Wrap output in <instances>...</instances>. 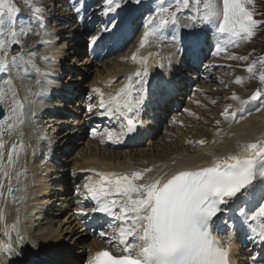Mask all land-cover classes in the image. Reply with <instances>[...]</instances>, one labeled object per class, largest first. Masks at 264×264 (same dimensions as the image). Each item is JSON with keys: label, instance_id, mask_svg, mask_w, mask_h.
Here are the masks:
<instances>
[{"label": "snow or ice", "instance_id": "obj_1", "mask_svg": "<svg viewBox=\"0 0 264 264\" xmlns=\"http://www.w3.org/2000/svg\"><path fill=\"white\" fill-rule=\"evenodd\" d=\"M135 2L139 3V0ZM24 3L30 6V18L19 16L20 9L13 0H0V176L8 180L5 196L3 179H0V197L10 198L17 205L24 200L23 196L16 195L24 191L19 186L22 170L16 171L24 145L18 139L9 147L4 134L11 136L18 133L24 122L26 104L34 103L33 98L46 89L37 80L36 89L26 86V94L21 99L14 80H23L29 73L40 75L42 69L36 61L38 58L48 59L24 45V39L32 32L33 25L41 29L36 33L41 37V46L48 43L45 39L47 25L42 19L46 10L37 6L40 0H24ZM253 5L254 0H170L167 6L156 7L145 19L143 35L136 52L131 55V61L137 67L124 77L114 93L106 95L100 88L91 90L98 98V107L102 110L100 114L120 122L119 131L104 129L101 142H105V138L107 142H119L137 131L141 111L153 94L149 82L151 69H166L174 58L173 52L161 51L140 56L142 49L155 45L157 49L170 47L174 52H180L183 45L184 51L195 56L200 47L195 27L202 24L211 25L217 34L215 54L226 52L229 47H238L242 42L250 41L257 30L264 27V19L256 18ZM122 7H126L125 0H103L101 14L107 16ZM181 12L188 13L187 22L182 27L190 31L169 33L170 28L180 24L178 14ZM121 23L113 21L111 28L104 25L90 37V44L96 45L105 33L109 39L118 38L122 33ZM226 58L248 59L231 54ZM257 63L264 68V57L247 65L249 78H255L251 74ZM259 81L260 87L247 99L232 94L231 99L238 100L239 104L235 109L228 105L221 116L228 119L231 115L234 120L237 111H243L248 102L264 98V74L259 76ZM113 82L108 81L109 84ZM241 82V77L235 79V83ZM155 87L165 92L169 81L161 79ZM92 107L89 104L88 110L91 111ZM216 124L219 125L220 121L217 120ZM97 134V130L93 129L92 135L95 137ZM197 143L205 145L206 141ZM238 147L251 155L241 158L231 154L225 157L209 154L212 155L209 166L181 170L167 179L161 174L145 178V174L153 171L151 167L127 173L91 170L98 178L88 177L84 183L85 199L94 202L93 212L111 218L107 228L112 239L123 247L122 254L116 257L106 250L97 251L88 264H231L230 247L235 236L229 221L233 226L243 227L250 241L264 247V135ZM19 215L18 208L17 220L5 225V209L0 207V225H3L0 227V255L10 258L13 254H20L15 247L24 243ZM77 215L86 214L80 211ZM13 232L16 233L14 240ZM213 232L223 234L225 240H218ZM99 236L105 237L106 232L101 231ZM251 260L252 264H258L257 257L253 256Z\"/></svg>", "mask_w": 264, "mask_h": 264}, {"label": "bare ground", "instance_id": "obj_2", "mask_svg": "<svg viewBox=\"0 0 264 264\" xmlns=\"http://www.w3.org/2000/svg\"><path fill=\"white\" fill-rule=\"evenodd\" d=\"M51 11L55 10L50 9L49 12ZM53 14L52 18L56 20V18L59 17L57 22L61 21L62 13L60 10L55 11ZM55 20H53L52 23H55ZM64 27L65 26H55V28L51 30V36L47 35L45 37L48 43L44 45L49 47L51 55H47V51L44 52V55H47L48 59L46 62L49 65L54 61H61L64 65H71L72 68L69 70L62 69V64H59L61 68L57 70L48 67L44 72L47 73V75L43 74V80L40 81L46 90L43 91L41 95L33 98L35 101L34 103L26 104L24 122L19 128L18 133L11 136L4 134V139L8 142L9 147L13 141H17L18 139L22 141L24 145V152L16 165V171L22 170L19 186L22 187L24 191L17 193V195L24 197L22 204H19L20 208L23 209L27 207V212L21 215V219L25 221L27 238L23 245L15 246L20 254H13L10 258L6 255H0V264H9L10 259L11 264H55V262L58 261L61 264H77L88 256L87 249L91 251L109 242L118 244L117 241L112 239V235L106 240L97 235L92 244L86 243L88 237H94L89 229H87L91 227L89 221L93 219L100 222L98 227L101 226V228L109 234L110 230L107 228V221L111 218H99V213L93 212L92 210L95 204L90 199H87L88 202H80L77 198H72L70 196V185H74L77 182V176L80 170H89L82 174L83 185L88 177H92L93 179L98 178L95 177L94 172L91 170H101L105 173H125L123 169L131 172L145 167H151L153 171L145 174V178L161 174L167 179L181 170H193L209 166V154L214 149L213 145L206 146L203 149H177V142L165 144L163 142L164 137H158L156 139L157 134L153 136L156 140H152V144L149 146V150L152 152L147 151L145 147L141 146V137L135 141L127 137L126 141H123L125 140L123 138L119 142H107L105 138V142H101V134H103L104 129L110 128L119 131L120 122L115 118L101 115L100 113L102 110L98 106L94 110H97V115L89 117L87 120H79L77 117H75V122L74 120H69V117L73 118L74 115L69 113V107L66 101L70 96L68 93L72 88L60 82L56 79L57 77L65 75L66 73H74L75 76L71 79L72 82H77L83 77L87 79L86 83L91 81L95 86L100 85L101 91L107 95L110 92L114 93L115 90L118 89V84H114V82L109 84V79H93L91 75L94 72V67L98 66L99 73L106 71L104 74L105 77H107L109 72L118 74L120 71H123V69H112L115 61H113L111 68L106 62L100 64H94V62L87 63L88 59H86V57L81 58L79 61L81 66L76 68L78 62L77 65H74L73 62L75 61L73 58L83 56V41H66L65 39H67L69 32H63L62 28ZM71 27H73V25L70 26V28ZM30 35H32V33L24 39L26 48L31 46L30 39H28ZM80 37V28L73 29V39L77 40L80 39ZM60 39H62V41ZM66 46L73 47V49L68 50ZM149 52L156 51L151 47L146 51V55ZM177 62V58L174 55L169 65L175 68ZM58 73L61 75L59 76ZM77 73L78 76H76ZM191 75L193 77V74ZM161 79L169 81V88L165 92H161L155 87L157 82ZM14 84L18 85V94L22 99L26 94L25 87L30 85V81H21L17 79L14 80ZM153 85L154 98H151L149 105H147L149 112L141 111V117L144 118L148 126L156 125L159 118L165 112H168V108H163V106L170 107L167 96L170 93L176 95L178 92L181 93L184 86H180L177 80L166 79L161 73L157 75ZM30 86L35 90L37 84ZM203 90L212 91V87L204 85ZM56 97L58 100H54ZM175 97L176 104L179 105L182 98L178 95ZM205 99L206 96L200 100V103L203 104L202 102ZM209 99L212 100L211 97H209ZM80 103L82 104L83 102ZM154 109H156L157 112L154 113ZM198 110L199 107L196 108L195 113ZM46 114H49V116L46 117ZM209 114H211V112H209ZM53 117H55L56 120H54ZM45 119L46 121H44ZM72 122L75 123L76 129L70 131ZM191 122L192 121L189 123ZM58 124L61 126L58 128L57 132L52 131ZM79 127L85 129V135L82 139L77 137L76 140H73L75 137L74 135L81 131ZM36 129H38V131H35ZM93 129L97 130L98 133L95 137L92 135ZM200 132L201 130L196 131V133L194 131H189L188 133L193 138H196V134ZM229 133L234 136L233 139L235 142L238 141L236 142L237 146L254 142L257 138H260L264 135V108L256 111H249L245 115L243 121L233 126L229 130ZM215 134L216 136L218 135V133ZM38 137H43V139H38ZM121 149L124 150V152H121ZM55 150L58 152L56 153ZM59 152L64 153L66 156L58 159L56 154ZM230 154L238 155L241 158L251 155L250 152L241 151L240 147L235 149V146H233L230 152L221 153L219 157H225ZM78 156H80V158H78ZM167 156L168 158L165 160H158ZM152 158H154L153 166L151 161H148L146 164L142 161L144 159L151 160ZM179 158H187L194 160V162L176 164L175 161ZM126 160L127 162H124ZM60 161V165L55 164ZM0 179H3L4 183L2 191L7 193L8 180L2 176H0ZM54 182L56 183L55 185ZM12 183L14 186L15 173H13ZM83 185L81 193H84ZM60 186L67 187L65 193H63L62 189H59ZM53 187H57L55 192ZM61 192L62 195L59 197V200H63V202L55 206L54 200H57L56 197L58 193ZM71 206L73 208H70ZM0 207L5 209L4 224L8 225L14 209L16 207L18 208V205L13 203L10 198L4 199L0 197ZM80 211H83L86 215L78 216L77 213ZM28 212L32 214V217H28ZM229 226L233 227V234L235 236L234 243H232L230 247L231 262L232 264H245L244 259L240 255L242 249L236 233V230L240 227L233 226L231 221H229ZM0 227H3V225H0ZM218 235L223 239V242L226 237L223 234ZM61 242L63 243L61 244ZM34 245H38V247ZM122 247V245L118 244L117 252L122 253ZM261 248L263 252L259 253L258 257L256 254H253V256L257 257L258 264L264 261V247L261 246Z\"/></svg>", "mask_w": 264, "mask_h": 264}, {"label": "rangeland", "instance_id": "obj_3", "mask_svg": "<svg viewBox=\"0 0 264 264\" xmlns=\"http://www.w3.org/2000/svg\"><path fill=\"white\" fill-rule=\"evenodd\" d=\"M13 2L16 3V0H13ZM258 3H259L258 5L260 6V9H261V12H262L261 18L264 19V0H258ZM24 5H26V4H24ZM26 6H29V5H26ZM56 9L59 10L60 8L59 7L54 8L55 11H58ZM63 16H64V14L63 15L61 14L62 18H63ZM59 27H63V26L59 25ZM61 41H62V39H61ZM262 49H264V29H263V32L252 43L248 44L244 48V50L238 51L240 53L239 56H246V57H248L247 60H236L234 63V66L229 71H227L225 74L217 75L212 80V83H213V85H212V96H210V97L212 98L213 101H215L216 105L217 104L218 105H221V104L224 105V102H225L221 98H218L217 100H215L213 97L214 94H219V90L223 91V90L227 89V87L223 88V86L225 85V76L230 77L231 79H236L237 77H241L242 81H246V82L254 80V78H249L250 74L246 71V68H247V65L249 63H251L254 60L259 61V59L264 56V50H262ZM258 65H259V63H257L253 68V74H251V75H254V77L256 76V71L258 69ZM76 68H79V67L77 66ZM93 70L94 71L96 70L98 72V66L94 67ZM58 75L60 76L61 74L58 73ZM91 77H93V74L91 75ZM67 81H68V79H65L63 82L67 83ZM79 81H77V82H79L78 85H80L83 88L86 87L85 83H86L87 79H80ZM69 82H71V81H69ZM69 82H68V84H69ZM74 82H76V81H74ZM83 82H84V84H83ZM76 83H72V84H76ZM250 87H252V86H250ZM226 92H228V90H226ZM230 99H231V96H230ZM215 119H216V116L213 118V120H215ZM144 147H145V144H144ZM145 148L147 151H149L148 147H145ZM154 153H156V152H154ZM51 189H53V188H51ZM62 243L63 242H61V244ZM251 256H252V254L250 253V257Z\"/></svg>", "mask_w": 264, "mask_h": 264}]
</instances>
